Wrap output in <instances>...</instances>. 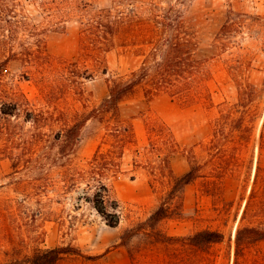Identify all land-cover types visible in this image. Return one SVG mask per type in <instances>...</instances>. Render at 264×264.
<instances>
[{"label": "rangeland", "instance_id": "1", "mask_svg": "<svg viewBox=\"0 0 264 264\" xmlns=\"http://www.w3.org/2000/svg\"><path fill=\"white\" fill-rule=\"evenodd\" d=\"M4 1L0 62L15 55L0 73V99L27 102L23 110L62 111L73 122L106 96V77L126 76L143 60L139 43L117 38L104 53L106 74L64 82L54 67L61 66L40 64L35 49L40 43L45 52L82 67L72 23L56 25L53 0ZM90 1L95 7L112 5ZM157 1L183 9L186 29L198 42L194 57L207 69L209 97L188 102L162 92L148 98L138 86L120 101L121 119L107 114L84 123L70 160L54 158L49 127L40 134L35 122L11 117L0 133V264H18L37 247L67 244L81 254H68L57 264H232L233 236L257 164L263 169L256 200L264 201V0ZM230 9L237 14L231 15L234 25L221 48L215 37ZM239 82L251 84L242 98ZM128 123L133 140L123 145L119 172L104 179L107 210L113 213L114 201L119 205L113 227L85 199L91 190L81 174L92 154L110 148L116 129ZM193 167L190 182L176 183ZM161 203L167 214L151 225L148 218ZM204 228L220 230L223 240L189 244L187 237ZM263 259L260 241L240 264Z\"/></svg>", "mask_w": 264, "mask_h": 264}, {"label": "trees", "instance_id": "2", "mask_svg": "<svg viewBox=\"0 0 264 264\" xmlns=\"http://www.w3.org/2000/svg\"><path fill=\"white\" fill-rule=\"evenodd\" d=\"M4 2L0 0V20L4 15ZM53 2L56 3L53 13L56 16V25H65L70 21L73 30L76 31L78 56L83 61V65L79 67L77 61L68 62L59 55L53 56L45 52L40 43H37L35 57H38L40 64H59L61 70L55 65V71L60 72L64 82H79L77 77L82 80L92 78L97 71L106 74L104 53L115 45L117 38L131 39L139 43L144 55L143 60L137 69L126 76L106 77V96L97 106L86 113H81L73 122L65 119L62 111L23 110L27 102L0 99V133L7 128L11 117L23 115L24 120L35 122L36 132L43 134L44 126L51 129L54 143L52 145L57 148V155L54 157L56 160L60 157L70 160L67 158L73 153L84 123L92 117L103 119L107 114L114 119H121L120 101L138 86L144 88L145 96L148 98L162 92L168 94L171 99L188 102L209 97L206 84L207 69L204 68L201 60L194 57L198 42L186 29L183 9L177 4L163 7L157 0H112V5L104 8L93 6L90 0H53ZM234 14L237 13L230 9L227 19L215 37L221 48L225 47L230 28L234 25V18L231 16ZM2 28L0 22V32ZM11 54L13 55H8L0 62V73L8 60L15 55ZM70 65L75 66V71L68 70ZM239 84L240 98H242L243 91L251 84L247 83L245 86L240 82ZM131 127V123L120 125L115 133L116 142L106 151L97 149L87 160L88 168L81 174V179L86 182V191L91 190V194L87 193L85 199L92 203L101 217L113 227L117 226L120 220L119 205L114 201L111 205L113 213L107 210V187L104 179L119 172L123 145L133 140ZM45 136L48 137L47 134ZM2 153L0 149V155H3ZM12 156L19 158L17 155ZM262 169L261 164H257L253 186L243 208L240 223L234 232L232 264H240L242 259L246 261L247 249L250 245L264 241V201L256 200L255 187ZM194 176L193 167L178 178L176 183L183 186ZM75 180L76 178L72 176L70 184L74 185ZM166 212L164 203H161L148 218L150 224L154 225L165 217ZM246 218L252 219L255 223L245 222ZM223 238V232L210 228L197 230L187 237L189 244L196 247L208 246L222 241ZM68 254L81 253L77 247L70 244L37 247L31 255L26 256L18 264H57ZM87 257L93 258L91 255ZM260 264H264V259Z\"/></svg>", "mask_w": 264, "mask_h": 264}]
</instances>
